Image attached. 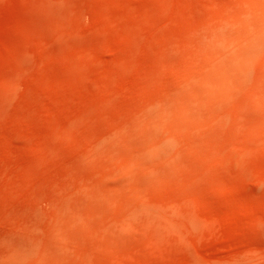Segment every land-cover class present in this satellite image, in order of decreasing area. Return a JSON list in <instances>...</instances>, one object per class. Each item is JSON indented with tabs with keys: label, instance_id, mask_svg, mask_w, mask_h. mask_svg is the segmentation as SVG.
Segmentation results:
<instances>
[{
	"label": "rangeland",
	"instance_id": "1",
	"mask_svg": "<svg viewBox=\"0 0 264 264\" xmlns=\"http://www.w3.org/2000/svg\"><path fill=\"white\" fill-rule=\"evenodd\" d=\"M258 1L0 0V264H264Z\"/></svg>",
	"mask_w": 264,
	"mask_h": 264
},
{
	"label": "bare ground",
	"instance_id": "2",
	"mask_svg": "<svg viewBox=\"0 0 264 264\" xmlns=\"http://www.w3.org/2000/svg\"><path fill=\"white\" fill-rule=\"evenodd\" d=\"M261 1V0H260ZM260 1H258V2H260ZM264 1V0H263ZM256 2V1H255ZM262 3V2H261ZM256 5V4H255ZM257 5H258V3H257ZM260 6V5H259Z\"/></svg>",
	"mask_w": 264,
	"mask_h": 264
}]
</instances>
